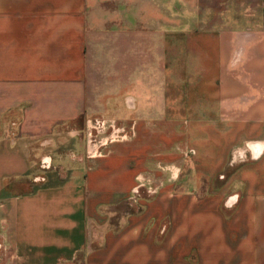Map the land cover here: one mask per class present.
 <instances>
[{
	"label": "crops",
	"instance_id": "1",
	"mask_svg": "<svg viewBox=\"0 0 264 264\" xmlns=\"http://www.w3.org/2000/svg\"><path fill=\"white\" fill-rule=\"evenodd\" d=\"M0 264H264V0H0Z\"/></svg>",
	"mask_w": 264,
	"mask_h": 264
},
{
	"label": "rangeland",
	"instance_id": "2",
	"mask_svg": "<svg viewBox=\"0 0 264 264\" xmlns=\"http://www.w3.org/2000/svg\"><path fill=\"white\" fill-rule=\"evenodd\" d=\"M6 178L9 180L8 188H10L11 191L13 190L12 192H22L26 188L25 183L29 182L28 180L23 179V180H17V182L19 181V183H17L14 180L16 178L9 176V175H7ZM30 181H31V179H30ZM11 191H9V192H11Z\"/></svg>",
	"mask_w": 264,
	"mask_h": 264
},
{
	"label": "built area",
	"instance_id": "3",
	"mask_svg": "<svg viewBox=\"0 0 264 264\" xmlns=\"http://www.w3.org/2000/svg\"><path fill=\"white\" fill-rule=\"evenodd\" d=\"M47 165H46V162H45V160H40V162H39V167L40 168H45Z\"/></svg>",
	"mask_w": 264,
	"mask_h": 264
}]
</instances>
